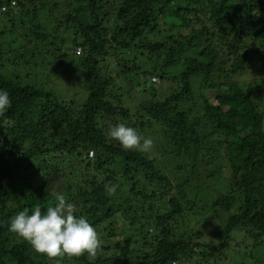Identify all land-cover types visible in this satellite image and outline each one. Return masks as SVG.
I'll use <instances>...</instances> for the list:
<instances>
[{
  "label": "trees",
  "instance_id": "16d2710c",
  "mask_svg": "<svg viewBox=\"0 0 264 264\" xmlns=\"http://www.w3.org/2000/svg\"><path fill=\"white\" fill-rule=\"evenodd\" d=\"M18 1V13L10 8L4 13L11 27L0 29V89L12 101L0 115V264H223L239 232L251 241L241 264H264V254L258 256L264 252V77L249 85L221 81L222 75L244 72L254 62L264 72V0H186L182 5L178 0H67L61 6ZM5 5L11 7V0H0ZM168 15L179 22L161 41L148 37ZM209 23L218 42L202 32ZM64 30L74 31L80 55L66 49ZM11 36L25 40L24 46L19 40L18 49L49 42L63 58L74 56L72 68L90 83L86 100L65 102L10 71L5 62L10 50L2 40ZM133 49L143 56L148 51L149 60L158 56L144 74L166 81L180 65L181 82L169 97L142 103L135 116L124 107V91L114 94V78L98 67L101 55L111 53L121 63L128 61L124 52ZM122 69L131 82L129 93L141 85L140 65ZM208 88L216 92L205 95ZM118 123L141 135L149 130L164 136L170 148L165 153L188 156L194 169L204 152L208 165L228 160L229 190L219 186L216 195L203 193L210 202L201 204L198 193L187 189L189 178L175 184L148 153L124 150L108 137V129ZM217 170L213 175L223 169ZM106 184L114 185L115 193L109 194ZM56 192L95 227L101 243L95 256L49 258L9 231L11 217L36 205L46 208ZM198 206L203 214L197 222L227 214L215 229L218 244L200 241L202 228L176 232L180 220L194 215Z\"/></svg>",
  "mask_w": 264,
  "mask_h": 264
},
{
  "label": "rangeland",
  "instance_id": "374dc122",
  "mask_svg": "<svg viewBox=\"0 0 264 264\" xmlns=\"http://www.w3.org/2000/svg\"><path fill=\"white\" fill-rule=\"evenodd\" d=\"M66 1L67 0H47V2H50L52 4L53 2H57L60 6ZM177 3L179 5L186 4V0H178ZM8 8L18 13L21 9V5L19 4L18 0H11V7L7 5L2 7L0 6V29L4 28L5 26V28H10L12 25V21H9V18L4 15V13L7 12ZM60 9H62V7ZM56 12H58V10L54 9V14ZM45 14L46 12L42 11L41 16H44ZM166 19L167 20L165 24H161L159 28L160 30H162L161 32L160 30H155L149 33L147 36L151 37L152 39L161 41L163 36L168 34L167 30L172 26V23L177 24L179 22V20L173 15H168ZM215 30L216 29L212 26V24L209 23V28L207 30L201 31H208L209 33L207 35L214 42H218V40H220L218 38V35H215L214 37L211 35L212 32H215ZM112 35L113 33H110V36ZM64 36L67 40L66 49H69V53L73 55L74 52H77V55H80L78 48L76 49V45H74V31L65 32L64 30ZM22 39L23 37L19 38L17 36H11L5 40H2L6 51L10 50L8 53L9 55H7V59L5 60L6 66L9 68V70L17 74H23V76H25L28 81L36 83L37 86L46 91L54 92L56 96L64 99L65 102L69 103L72 100H75L78 104H82L88 96V88L90 86V83L87 82L86 78L78 76L77 71L72 68V58L74 56L63 58L62 53L54 50L49 42L47 43V45H45L44 43L39 44V47H37L36 43L34 42L29 45H25V47H29L27 48L29 49L28 51L26 50V48L18 49V44L20 43L19 40L22 41V44L24 46L25 40ZM47 50L51 51L48 52ZM18 53L19 55H22V53L25 54L24 56L22 55V57L20 56V59H15V55H17ZM149 54L150 53L146 51L143 56L140 52L137 51V49H133L130 53L124 52V55L125 57H127L128 61H121V63H119V60L115 56L111 55V53L101 55L98 60V67L102 68L101 71L106 75H111L115 80V86L112 90L113 93L120 94L122 93V90L124 91V107H128L131 114L134 116L142 103H149V100H152L154 98L156 100L165 99L172 94L173 90L177 91L181 87L180 79L176 76L178 74V71H180V65H178L177 68L172 69V73L170 74L169 79H167L166 81H164L163 79L160 80L158 75H156L158 77V81L153 84V75L144 74V71L154 66L158 62V56H155L153 57V59L151 58L152 60H149ZM32 55H34V58L32 57ZM28 60H32V63L30 65H27ZM135 65H140V70H137L136 73L138 77H140L141 85L138 88L127 93L126 90L128 91V87H130L131 82L125 78L124 74L121 75V73L123 72L122 66L133 67ZM258 66L259 65L254 62L253 64H250L247 67V70H245L244 72H239L238 74L232 75L231 77L222 75L221 81L226 82L229 80H236L242 82L245 85L256 84L257 79L260 80L262 77H264V72L259 70ZM151 86L156 88V93H151L149 91V87ZM204 92L205 95H211L216 92V90L208 88L204 90ZM186 108L190 107L186 106ZM198 108L199 107L197 106V109ZM193 117L196 116L193 115ZM204 122H206V120H204ZM201 127L203 129H206L207 131L212 130L211 126L207 123H201ZM154 133L155 132H150L148 130L147 132L145 131V133L142 134V136L149 137L154 141L152 149L147 153L151 158L156 159L157 165L162 168L166 174L170 175L175 184L178 183V181H182V179L189 178L190 184L187 186V189L192 191L193 194L198 193L199 199H202L200 200L201 204L205 203L206 201L210 202V200H208L206 196L204 198L203 196H200L201 194L205 193L206 195L209 194L211 196L216 195L215 188H220L219 186H222L224 188V192L229 190L230 184L233 180L231 178L230 168L228 167V160L224 159L220 163L208 165L206 163L208 160V156L204 157V152L199 158L201 159L200 165H196L194 169L193 164L189 163L191 160L188 156H184L182 157L183 159H181V157H175V154H166L165 152L170 150V148L165 144L166 141L164 140V136H161L158 133L156 135ZM210 139L214 142L217 137L213 135ZM90 156L92 157L91 154ZM218 164L222 165V167H220V165L219 167H217ZM221 168L223 169L221 171V174L213 175L214 173L217 174V172H219V170L217 169ZM199 187L203 188L199 189ZM127 193L129 192H126L125 194ZM137 195L138 194H136L137 198H142L141 195ZM192 197L195 199L194 195H192ZM196 199L198 200V198ZM146 200H148V198L144 199L143 202L148 203L146 202ZM200 208L201 206H198V208L194 210V215L187 216L185 219L180 220L181 227L178 231L176 230V232L184 233L185 231H189L190 228H193L194 230L202 228L204 230V235L199 240L205 243L218 244L220 240H218L215 236V229L222 223L223 219L221 218L226 217L227 214L221 212L220 216L222 217L220 219L205 217L204 222H197L202 218L203 214L200 213ZM118 217L120 218V216ZM247 237L248 236H245L242 232L234 235V238L231 241L230 248L226 250V253L224 254V256H222L223 264L243 263L242 255L244 254V251H249L246 246L251 245V241ZM261 254L263 255L264 252L259 253L258 256L261 257Z\"/></svg>",
  "mask_w": 264,
  "mask_h": 264
},
{
  "label": "clouds",
  "instance_id": "9594fccd",
  "mask_svg": "<svg viewBox=\"0 0 264 264\" xmlns=\"http://www.w3.org/2000/svg\"><path fill=\"white\" fill-rule=\"evenodd\" d=\"M153 82H155L153 80ZM9 93L0 89V115L11 107ZM107 136L118 141L124 150L147 153L153 139L142 136L135 128L118 123L108 129ZM109 194L116 191L114 185L106 184ZM76 205L61 192L54 193V203L46 208L36 205L19 211L10 218L9 231L27 241L32 249L49 258L60 256H95L101 247L95 227L83 215H77Z\"/></svg>",
  "mask_w": 264,
  "mask_h": 264
},
{
  "label": "built area",
  "instance_id": "2783aa9c",
  "mask_svg": "<svg viewBox=\"0 0 264 264\" xmlns=\"http://www.w3.org/2000/svg\"><path fill=\"white\" fill-rule=\"evenodd\" d=\"M78 50H79V52H81V51H82V48L79 47ZM153 80H154V81H158V78L154 77ZM91 155H92V153H91Z\"/></svg>",
  "mask_w": 264,
  "mask_h": 264
}]
</instances>
